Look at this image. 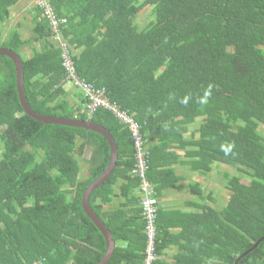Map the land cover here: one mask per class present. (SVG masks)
Segmentation results:
<instances>
[{
    "label": "trees",
    "instance_id": "trees-1",
    "mask_svg": "<svg viewBox=\"0 0 264 264\" xmlns=\"http://www.w3.org/2000/svg\"><path fill=\"white\" fill-rule=\"evenodd\" d=\"M20 0H0V23ZM61 24L77 74L85 84L105 89L112 103L142 126L150 150L148 178L156 195L162 192L170 148L191 144L187 162L203 175L215 165L237 167L243 175L227 177V205L218 210L203 204L191 215L193 238L176 258L202 263L235 264L244 252L264 237V0H51ZM32 37L20 26L1 40L21 55L25 92L40 114L92 120L116 140L119 158L111 177L90 198L116 241L108 264H145L147 233L141 199L129 194L139 189L132 174L136 148L128 125L109 109L92 116L83 112L85 90L69 80L62 48L54 28L36 3ZM150 18L144 21L145 11ZM155 17V18H154ZM146 22V23H145ZM35 43H40L38 49ZM31 55H23L24 48ZM72 48V47H71ZM72 83L81 104L68 99ZM214 85L212 97L201 109L187 107L180 98L202 93ZM76 88V90H75ZM176 101H168L170 93ZM168 102V107H163ZM152 115L146 116L147 109ZM201 120L199 135L186 140L188 126ZM171 121L172 131L162 124ZM0 264H96L107 251L106 238L83 208L86 189L108 168L111 147L99 132L78 126L47 124L28 115L20 102L13 60L0 56ZM157 144H154V142ZM235 142L226 156L220 146ZM86 159L88 175L79 158ZM215 164V165H214ZM250 178L248 183L244 177ZM126 180L127 202L107 215L115 185ZM178 180L176 176V181ZM174 182H171L173 184ZM200 184L194 193L204 198ZM212 198V196H208ZM140 203L128 213L130 203ZM196 205H199L196 203ZM160 213L158 211L157 225ZM156 253L165 242L157 226ZM200 244L199 249L195 245ZM156 264V261L154 262ZM239 264H264V240Z\"/></svg>",
    "mask_w": 264,
    "mask_h": 264
},
{
    "label": "crops",
    "instance_id": "crops-1",
    "mask_svg": "<svg viewBox=\"0 0 264 264\" xmlns=\"http://www.w3.org/2000/svg\"><path fill=\"white\" fill-rule=\"evenodd\" d=\"M37 0H20L17 4L13 5L10 12V18L16 16L18 14H22L24 20H27V24L32 29L34 23L33 19L36 14L35 6ZM32 16V18H31ZM30 17V18H29ZM11 23L10 21H5L4 23H0V29H3L4 24ZM22 28V25H19ZM13 30V28L9 29V33ZM24 30V28H23ZM23 30L21 29L22 36L24 37ZM32 32V31H31ZM8 35V34H7ZM6 35V37H7ZM6 37L4 39H6ZM32 37V35H31ZM28 37V38H31ZM1 38V37H0ZM25 38V37H24ZM1 38V40H4ZM27 39V38H26ZM36 46V45H35ZM41 48V44H40ZM39 49V48H38ZM69 84H66V88L69 89ZM73 87V86H72ZM76 90V88H75ZM79 99V97H77ZM73 100V99H72ZM71 100V101H72ZM80 101V99H79ZM73 103L76 101L73 100ZM201 120L198 119L197 122L192 123L188 126V130L185 133L186 140H194L195 137L199 135L198 127L200 125ZM154 144H157L155 141ZM178 143L174 144V147L170 148V152L174 153V156H171L169 160L171 161L165 167H162L164 170H171L174 172V175L171 173L164 174L162 177V181H165V186L162 192L158 195L159 200V225L158 232L160 231L162 237H164L165 248L157 260L156 264H205L200 260H188L185 258H176L178 255L184 253V246L188 243V240L193 238L194 234L192 232L195 229V226L189 222L191 215L197 212H202L203 204H211L218 210H222L228 203V199L230 193L226 192L227 188L224 184L223 189H220V193L218 191H211L212 198L205 197L204 194V186L203 183V174L194 171L189 163L190 157L188 152L194 151L195 147L191 144H187L185 147H178ZM176 176L178 180L176 181ZM205 176V175H204ZM171 182H174L171 184ZM199 183L203 190L204 198H199L195 195L194 190L192 189V185ZM127 184L126 180H119L115 185V197L112 202L105 206L104 212L108 215L112 210L122 206L125 202H127L126 197V188ZM219 194V198H223L222 195H225L223 202L216 204V201ZM134 196L138 198H142L140 189H134L130 192L129 198H133ZM209 199V200H208ZM199 204V205H196ZM140 207V203H130V207L127 208L128 213H133L134 208ZM158 234V233H157ZM207 264V263H206Z\"/></svg>",
    "mask_w": 264,
    "mask_h": 264
},
{
    "label": "built area",
    "instance_id": "built-area-1",
    "mask_svg": "<svg viewBox=\"0 0 264 264\" xmlns=\"http://www.w3.org/2000/svg\"><path fill=\"white\" fill-rule=\"evenodd\" d=\"M39 6L44 8V16L50 19L54 28V41L62 48L63 51V66L67 71L69 80H72L82 87L86 92L87 102L83 106V112L88 116H92L95 111L100 108H106L112 111L124 124L128 125L132 133V137L136 148V163L132 171L135 177L140 180L141 206L143 209V217L145 219V230L147 233V250L145 264H154L157 259L156 242H157V217L159 211V200L156 195L153 182L148 178L149 156L150 150L146 144V140L142 133V126L137 122L132 115L123 111L115 103H112L107 96L105 89H95L92 86L85 84L77 74V67L73 60V56L69 50L68 44L61 31V24L65 22L62 18L57 17L52 6L51 0H37ZM70 45V44H69ZM34 264H45L39 260Z\"/></svg>",
    "mask_w": 264,
    "mask_h": 264
},
{
    "label": "water",
    "instance_id": "water-1",
    "mask_svg": "<svg viewBox=\"0 0 264 264\" xmlns=\"http://www.w3.org/2000/svg\"><path fill=\"white\" fill-rule=\"evenodd\" d=\"M0 56H7L11 58L15 64L16 68V75H17V86L18 92L20 96L21 105L24 108V111L33 117L34 119L44 122L47 124H63L68 126H78L83 127L88 130H94L101 133L109 142L111 147V159L109 162L108 168L103 172L101 176H99L94 182L90 184V186L86 189L83 195V208L86 214L93 220L96 226L101 230L103 235L106 238L107 242V251L104 257L96 264H108L110 261L116 247V241L114 239L112 231L108 228L105 221L100 217V215L92 208L90 204L91 194L100 186H102L111 175L114 173L117 162L119 158V151L117 147V143L111 132L106 129L104 126L99 125L92 120H83V119H73V118H65L60 116H51V115H44L38 113L29 103L26 92H25V85H24V76H25V69H24V62L20 54L13 51L7 47H0ZM264 240L262 237L257 243L254 244L249 250L244 252L239 258L236 260L235 264H239L240 260L249 254L251 251L256 249L260 242Z\"/></svg>",
    "mask_w": 264,
    "mask_h": 264
},
{
    "label": "rangeland",
    "instance_id": "rangeland-1",
    "mask_svg": "<svg viewBox=\"0 0 264 264\" xmlns=\"http://www.w3.org/2000/svg\"><path fill=\"white\" fill-rule=\"evenodd\" d=\"M149 11H150L149 9H147L145 11L146 13H144V16H143L144 21L148 20V16L150 17ZM31 18H32V16H31ZM150 18H153V17H150ZM8 21H10L11 23L8 22V23L4 24L3 29H0V37L1 38L4 39L6 37V35L9 34V29L10 28L17 29L19 23L22 25V28L20 27V32H22L21 29L23 30V28H24V30H23L24 37L25 38L31 37L32 32H31L30 26L27 24V20H24V18L22 17V14H18L16 16H13L12 18L9 17L8 18ZM63 40L67 44L69 43L66 39H63ZM35 45H36L37 48L40 49V43H35ZM68 46H69L68 47L69 50H73L74 51L72 45H69L68 44ZM31 51H32L31 48L28 47V46H26L24 48V50H23L22 53H23L24 56L27 57L28 55H31V53H32ZM68 84L70 86L69 87L70 94H69L68 99L69 100H72V99L75 100L76 101L74 103L75 105L81 104V100L79 101V99L75 95V92H74L73 87H72L73 84L71 82L68 83ZM199 127H198V129H199ZM4 129H5L4 127L3 128H0V132H3ZM260 131L262 133H264V125H261L260 126ZM1 154H2V149L0 148V158H1ZM90 155H91V150L88 149V151L85 153L84 157L79 158V163H80L81 168H82V171L80 173V177L82 179H85L87 177V175H88V171H86V170H88V163L86 162V159L85 158H88ZM214 167L215 168L213 169L212 172L208 173L205 176L203 175V181H205L203 183V186H204V189L203 190H204V194H205V197L206 198H207V196H209V194L211 196V191H213V192L218 191V193H220L219 190L220 189H223V186H224V184H226V181H227V177H225L224 173L228 172V174L230 176H235L237 174L238 175H243V173H241L237 169V167H232V166H229V165L227 166V165H224V164L223 165H215ZM243 177H244V179H243L244 182L248 183V181H250V178L247 177V175H245ZM226 192L228 194L230 193V191L228 189L226 190ZM217 196H218V198H217V200H215L216 201V204L217 203L219 204L220 201L223 202V199L225 198V195H222L223 196L222 200H221V198H219V194H217Z\"/></svg>",
    "mask_w": 264,
    "mask_h": 264
},
{
    "label": "clouds",
    "instance_id": "clouds-1",
    "mask_svg": "<svg viewBox=\"0 0 264 264\" xmlns=\"http://www.w3.org/2000/svg\"><path fill=\"white\" fill-rule=\"evenodd\" d=\"M213 88L214 85L209 84L206 88L203 89L202 93H198L195 96H193V94L189 93L185 96H183L182 98H180L179 103L182 104L183 106L187 107L189 104L191 103H196L197 105H199L201 107V109H203L204 107H206L212 97L213 94ZM177 97H176V93L172 92L169 94L168 96V101L174 102L176 101ZM163 107L166 109L168 107V102H165ZM147 115H152V109L149 108L146 111V116ZM162 129L163 131H172V123L171 121L169 122H165L162 124ZM234 149H235V142H231V143H224L220 146V150L226 155V156H231L234 153ZM203 241H199L195 247L197 249H199L200 244H202ZM158 258V255H157ZM157 260V259H156ZM208 264H213L212 261H208Z\"/></svg>",
    "mask_w": 264,
    "mask_h": 264
}]
</instances>
